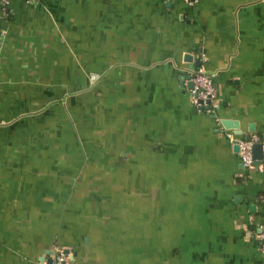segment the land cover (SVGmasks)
I'll return each instance as SVG.
<instances>
[{"label":"crops","instance_id":"obj_1","mask_svg":"<svg viewBox=\"0 0 264 264\" xmlns=\"http://www.w3.org/2000/svg\"><path fill=\"white\" fill-rule=\"evenodd\" d=\"M190 1L0 5V264H264V0Z\"/></svg>","mask_w":264,"mask_h":264},{"label":"built area","instance_id":"obj_2","mask_svg":"<svg viewBox=\"0 0 264 264\" xmlns=\"http://www.w3.org/2000/svg\"><path fill=\"white\" fill-rule=\"evenodd\" d=\"M10 1L0 0V5L3 9H7ZM190 2L195 3L196 0H191ZM190 75L192 82L190 89L192 105L208 113H213L218 107L217 92L213 82L214 74L210 73L203 64H200L193 71H190ZM228 136L231 144L237 148V153L243 167L246 170H256L264 176V134L252 133L249 138L239 137L235 134H228ZM258 142L261 143L262 161L256 164L252 147ZM258 238L260 239L261 249L264 251V226L258 234ZM72 261L73 254L71 250L60 245H55L51 260L47 264H73Z\"/></svg>","mask_w":264,"mask_h":264},{"label":"water","instance_id":"obj_3","mask_svg":"<svg viewBox=\"0 0 264 264\" xmlns=\"http://www.w3.org/2000/svg\"><path fill=\"white\" fill-rule=\"evenodd\" d=\"M186 61L189 62L190 64V71H193L197 66H199L201 64L200 60H193V58H191V56H187L186 57ZM190 86L192 87V82H190ZM208 107V106H205ZM222 125L229 129V128H233V129H238V123L236 121H230V120H225L222 121ZM249 136H247V138H249ZM253 149V154H254V158H255V163L258 164L262 161V149H261V143H255L252 147Z\"/></svg>","mask_w":264,"mask_h":264},{"label":"trees","instance_id":"obj_4","mask_svg":"<svg viewBox=\"0 0 264 264\" xmlns=\"http://www.w3.org/2000/svg\"><path fill=\"white\" fill-rule=\"evenodd\" d=\"M8 9H6V11H7Z\"/></svg>","mask_w":264,"mask_h":264}]
</instances>
